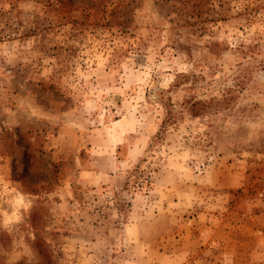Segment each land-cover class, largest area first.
Masks as SVG:
<instances>
[{
    "label": "rangeland",
    "instance_id": "rangeland-1",
    "mask_svg": "<svg viewBox=\"0 0 264 264\" xmlns=\"http://www.w3.org/2000/svg\"><path fill=\"white\" fill-rule=\"evenodd\" d=\"M40 262L264 264V0H0V264Z\"/></svg>",
    "mask_w": 264,
    "mask_h": 264
},
{
    "label": "trees",
    "instance_id": "trees-1",
    "mask_svg": "<svg viewBox=\"0 0 264 264\" xmlns=\"http://www.w3.org/2000/svg\"><path fill=\"white\" fill-rule=\"evenodd\" d=\"M192 108H194L195 106H198L199 104H201L200 100H196V101H192L191 103ZM40 264H44V262H40Z\"/></svg>",
    "mask_w": 264,
    "mask_h": 264
}]
</instances>
